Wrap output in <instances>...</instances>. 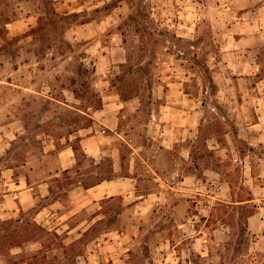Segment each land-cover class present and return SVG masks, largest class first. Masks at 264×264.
Returning <instances> with one entry per match:
<instances>
[{"label": "rangeland", "instance_id": "1", "mask_svg": "<svg viewBox=\"0 0 264 264\" xmlns=\"http://www.w3.org/2000/svg\"><path fill=\"white\" fill-rule=\"evenodd\" d=\"M259 3L0 0V175L10 169L13 179L22 178L34 167L53 172L58 151L75 148L86 182L104 177L84 157L80 134L102 103L131 99L141 112L130 109L122 151L140 146L150 167L168 160L180 176L192 177L187 195L166 193L148 213H129L120 198L95 204L88 210L105 217L73 243L63 233L32 227L33 210L0 219V264L8 258L32 264H264V236L255 239L247 227V216L264 208V194L257 193L264 185ZM179 96L188 99L171 103ZM175 104L180 110L173 123L169 107ZM148 111L161 119L145 131ZM137 158L138 171L149 179L153 171ZM74 171L60 176L56 197L64 202ZM89 217L77 214L70 224ZM114 227L129 229L125 248L89 257L88 241ZM8 241L21 246L9 248Z\"/></svg>", "mask_w": 264, "mask_h": 264}, {"label": "crops", "instance_id": "2", "mask_svg": "<svg viewBox=\"0 0 264 264\" xmlns=\"http://www.w3.org/2000/svg\"><path fill=\"white\" fill-rule=\"evenodd\" d=\"M255 13L264 15V0H260ZM182 98L188 99V97L179 96L177 99L171 100V103H179ZM130 100H112L110 103H102L101 107L92 113L93 125L82 129V134H80L79 145L84 157L97 171L106 174L104 177H100L92 183H87L88 175L85 172H81V166L75 157L73 149L68 148L58 151V166L57 170H53V172L48 169L34 167L28 170V173L24 174L22 178L13 179L12 170H3L0 175V191H2L0 195V219L15 218L22 212L33 210L32 219L38 225L44 229L63 233L69 242L73 243L83 237L91 227L100 222L102 220L101 217H105L106 213L104 212L94 209L88 210L95 204H99V202L120 198L125 200L124 204L126 207L132 208V210H128L129 213H148L149 206L156 204V201L160 200L162 195L166 193L167 195H169L168 193L175 195L182 193L180 191H184V193L191 191V174L180 176L178 170L175 169V164H170L167 160L164 164L166 167L163 169L161 168L164 166L163 162L155 161L154 163L157 164L150 167V162L145 161L148 153L144 154L140 146L137 147L132 144H128L127 155L122 151L120 141H124L125 124L129 118H133V113L138 114L141 112L138 107L136 109L133 107ZM169 108L174 119L173 123L177 122L176 112L180 110L178 109L179 107L175 104ZM130 109H132L133 113L130 112ZM135 110L139 111L136 112ZM186 114L189 115V113ZM156 117L161 119L155 112L148 111L147 119L142 124L145 131L150 128L151 123L156 122ZM168 121H171V119ZM95 126H103L104 129L107 128L111 132L107 130L104 134L97 133ZM170 126L168 125L166 128H170ZM130 128L133 129L132 126ZM173 129L174 127H172ZM185 139L179 138L181 143ZM177 140L175 138V141ZM116 141H119V143L116 144ZM166 148L168 149V147ZM166 148H163L160 153L167 151ZM164 153L166 154L167 152ZM137 157L142 159L145 171H147L146 167L153 171V176L149 179L143 178L140 171H138ZM103 162H107L106 169H101ZM74 166L77 168L74 169ZM72 169L75 170L76 179L67 189L63 188L64 198L67 200L64 202L61 196L56 197L58 193L56 190H59L60 176L64 172L65 174L69 173ZM147 182L151 184L149 187L142 185V183ZM258 189L259 191H253L255 197L257 195L255 191H257L258 195L264 194V185ZM184 195H187V193ZM249 200L251 201L252 199ZM66 202H69V204L67 205ZM86 211L90 216L89 219H85L84 223L80 219L77 223L70 224L72 217L77 214H85ZM52 218L61 220L56 221L54 226H50L51 224L49 223L53 222ZM86 222L88 224L83 227ZM48 224L49 226L46 227ZM247 227L248 231L255 235V239L263 238L264 208L258 207L247 216ZM128 233L129 229H123L122 227L103 230L99 235L88 241L87 245L93 244L88 256L100 258L104 254L107 257L117 254L118 251L125 248Z\"/></svg>", "mask_w": 264, "mask_h": 264}, {"label": "trees", "instance_id": "3", "mask_svg": "<svg viewBox=\"0 0 264 264\" xmlns=\"http://www.w3.org/2000/svg\"><path fill=\"white\" fill-rule=\"evenodd\" d=\"M73 150H75V148H73ZM246 200H249V199L240 200V201H246ZM18 220H20V219H16L15 221H18ZM8 222L12 223V221H3L2 223L8 224ZM26 224H29V222H26ZM31 224H32V227H34V228H36L38 230H44V228H42L40 225L36 224L35 222H32ZM8 245H10L9 248L17 247V246L19 247V246H21V243H15L14 241H11V242L8 241ZM0 250H1V248H0ZM0 255H5V254L4 253H0ZM35 257L36 256L34 255L32 258L34 259ZM6 261H9V264H22V263L32 264V262L27 261V260H22V259L13 261L11 258H8V259H6Z\"/></svg>", "mask_w": 264, "mask_h": 264}]
</instances>
